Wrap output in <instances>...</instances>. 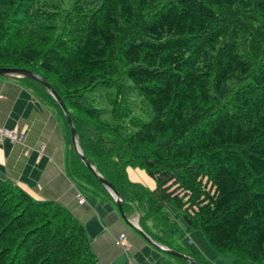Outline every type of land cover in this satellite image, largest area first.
Wrapping results in <instances>:
<instances>
[{"label": "trees", "instance_id": "obj_1", "mask_svg": "<svg viewBox=\"0 0 264 264\" xmlns=\"http://www.w3.org/2000/svg\"><path fill=\"white\" fill-rule=\"evenodd\" d=\"M65 1L0 0V67L46 79L83 155L154 241L213 264L180 243L199 230L217 253L264 264V0ZM19 79L63 122L71 180L112 201L74 151L56 100L36 80ZM101 85L118 91L109 100L115 120L131 115L132 90L150 119H131V131L104 121L107 111L84 99ZM129 166L155 187L131 181ZM0 264L98 263L66 207L0 178Z\"/></svg>", "mask_w": 264, "mask_h": 264}, {"label": "crops", "instance_id": "obj_2", "mask_svg": "<svg viewBox=\"0 0 264 264\" xmlns=\"http://www.w3.org/2000/svg\"><path fill=\"white\" fill-rule=\"evenodd\" d=\"M22 83L19 78L0 76V129L24 134L21 141L0 138V178L17 184L35 199L66 207L84 225L98 264H180L134 229L136 223L140 227L137 212L123 209L125 221L112 195V201L103 200L71 180L65 161L68 143L63 122L56 110L40 102ZM126 171L131 181L155 187L153 179L141 169L129 166ZM168 209L185 228L181 214L172 207ZM119 237L128 242L126 250L116 242ZM180 243L191 254L213 264H255L217 253L199 230L188 232Z\"/></svg>", "mask_w": 264, "mask_h": 264}, {"label": "water", "instance_id": "obj_3", "mask_svg": "<svg viewBox=\"0 0 264 264\" xmlns=\"http://www.w3.org/2000/svg\"><path fill=\"white\" fill-rule=\"evenodd\" d=\"M0 76L6 77V78L7 77H9V78H21V77L31 78V79H34L37 82L41 83L48 90V92L56 100V102L58 103L59 107L61 108L63 114L65 115V118H66V121H67V124L69 127V131H70V135H71V143H72L73 149L76 152L77 156L84 163V165L93 172V174L96 176L98 181L100 183H102L103 186H105L106 189L109 191V193L114 197L115 204H116L120 214L122 215L123 219L125 221H127V217L125 216L124 211H123V206H122L123 199H122V197L116 192L113 185L106 178H104L97 171L95 166L92 165L89 162V160H87L85 158V156L83 155L82 149L78 143L77 131H76V128L73 124L71 114L68 111L64 101L60 98V96L52 88V86L46 81V79L42 75H40L36 72H33V71L26 69V68H21V67H0ZM134 229L139 234H141L147 241L151 242V244L157 246L160 250L166 252L167 254L173 255L177 258L184 259V260L188 261L189 264H197V261L193 257L186 255L184 253H181L179 251H176V250H174L168 246L162 245V244L148 238L144 234V232L140 229V227H138L137 223H136V226H134Z\"/></svg>", "mask_w": 264, "mask_h": 264}, {"label": "rangeland", "instance_id": "obj_4", "mask_svg": "<svg viewBox=\"0 0 264 264\" xmlns=\"http://www.w3.org/2000/svg\"><path fill=\"white\" fill-rule=\"evenodd\" d=\"M71 1L72 0H66L63 6H68ZM115 97L120 98L115 87L101 85L96 90L85 93L84 99L86 103H89L97 108L105 109L107 112L102 113L103 120L114 125L118 124L120 126H123L124 131L134 130V127L130 125L131 119L141 121H148L150 119L151 110L148 103L143 100L142 97L136 95V93L132 90L131 94L128 96L129 100H133L131 115L123 119L122 121L115 120L109 112L110 108L112 107L109 100ZM139 169L146 173L144 169ZM147 176L149 175L147 174ZM149 177L152 178L151 176Z\"/></svg>", "mask_w": 264, "mask_h": 264}, {"label": "built area", "instance_id": "obj_5", "mask_svg": "<svg viewBox=\"0 0 264 264\" xmlns=\"http://www.w3.org/2000/svg\"><path fill=\"white\" fill-rule=\"evenodd\" d=\"M24 134L22 133H18L15 131H11L9 129L6 128H1L0 129V138L1 137H7L10 140H14V141H21V139L23 138ZM79 201H82V197L79 198ZM116 242L121 245L123 247L124 250H126L128 248V242L124 239V237H119Z\"/></svg>", "mask_w": 264, "mask_h": 264}]
</instances>
